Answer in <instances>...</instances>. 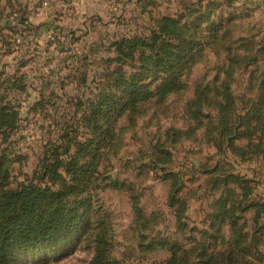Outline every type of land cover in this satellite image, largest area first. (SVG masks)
<instances>
[{
    "label": "rangeland",
    "instance_id": "obj_1",
    "mask_svg": "<svg viewBox=\"0 0 264 264\" xmlns=\"http://www.w3.org/2000/svg\"><path fill=\"white\" fill-rule=\"evenodd\" d=\"M250 2L242 6V1L237 2L223 12L225 16L230 12L233 18L222 22L215 35L202 37L203 48L195 64L184 73L183 90L169 95L164 102L144 103L133 126H127L125 116L119 119L114 142L95 157L93 184L82 195L70 199L90 198L91 216L83 223L87 225L66 233L57 245L41 244L28 250L18 256L14 264H89L94 254L92 233L97 215L107 223L111 264H164L170 251L158 246V240H169L181 246L175 264H197L199 256L205 259L206 247H213L212 239L217 234L214 227L210 228L212 215L209 212L219 194V189L211 190L212 178L222 170L249 178L252 198L264 203L261 153L248 154L245 160H240L229 152L216 154L201 129L192 136L176 134V130L186 132L193 124L185 117L184 109L199 82L214 85L215 81H227L239 109L255 102L251 100H255L259 92L264 72V3L259 1V6L255 7ZM249 6L255 8L246 13ZM179 10L178 0H11L9 5L1 3L0 106L6 105L7 114L9 110L18 113L16 128L10 129L8 125L0 128V154L8 164V187L39 182L36 177L42 152L51 143L60 144L58 130L71 117L73 108L66 100L90 95L100 74L115 65L110 42L142 32L158 15ZM105 64L107 69L102 71ZM230 65L229 72L224 73ZM81 132L82 136L77 135V139L84 141L87 131ZM158 149L169 152L170 159L165 157V162H158ZM215 164H219L217 172L213 171ZM162 168L182 175L185 229L177 228L174 211L168 206L171 180L161 179ZM59 171L65 176L62 168ZM112 180L124 181L137 195L141 218L136 220L132 210L131 191L126 187L106 186ZM253 215V210L244 213L248 223L244 232L250 240L248 243H255L254 247L260 252L251 260L250 247H243L241 259L245 264H264V234H261L264 233V213L258 221L259 227L252 224ZM204 230L213 237H207ZM221 231L226 240L231 237L227 225ZM152 241L153 248L145 247ZM218 249L223 252L221 243Z\"/></svg>",
    "mask_w": 264,
    "mask_h": 264
},
{
    "label": "trees",
    "instance_id": "obj_2",
    "mask_svg": "<svg viewBox=\"0 0 264 264\" xmlns=\"http://www.w3.org/2000/svg\"><path fill=\"white\" fill-rule=\"evenodd\" d=\"M241 1L242 6L249 0H178L179 11L160 14L142 32L110 42L115 65L108 69L104 65L102 71H107L100 74L90 95L66 100L73 108L71 117L58 130L60 144L51 143L42 152L39 176L36 177L39 182L29 181L16 188L8 187V164L0 154V264H14L18 256L38 245H57L66 233L87 225L83 223H87L91 216L90 198L70 199L82 195L93 184L95 157L114 142L119 119L125 116L127 126H133L144 103L150 100L161 103L169 95L183 90L186 85L184 73L195 64L197 54L203 48L202 37L215 35L222 22L233 18L230 12L227 16L223 12ZM259 1L264 3V0H251L250 3L258 7ZM2 2L9 5L11 0H0V5ZM255 7L249 6L246 13ZM23 22L22 19L19 21L20 24ZM230 63H233L231 58ZM231 67L228 66L224 73H228ZM259 83V92L255 100H251L255 102L242 109L236 106V97L224 79L215 81L214 85L197 83L193 97L186 102L184 109L185 117L193 124L186 132L176 130V134L192 136L201 129L205 140L214 146L218 155L229 152L245 160L248 154L261 153L264 159V72ZM9 111L7 114L6 105L0 106V128L7 125L10 129L17 127L18 113ZM81 131H87L85 136L88 137L84 141L77 139V135L82 136ZM156 152L158 162H165V157L170 159L169 152L163 149ZM218 169L219 164H215L213 171ZM161 171V179L171 180L168 206L174 211L177 228L185 229L186 199L181 195L182 175L163 168ZM251 182L240 174L223 170L210 181L211 190L219 189L209 212L212 215L210 228L214 227L217 234L213 237L203 231L207 237H213L215 244L206 247L207 250L203 246L205 259L199 256L197 264H245L241 257L246 246L250 247L251 260L259 255L258 247H254L255 243H248L250 240L244 232L248 225L245 212L254 211L252 224H258V227L264 213V203L252 198ZM106 186L112 189L126 187L131 191L124 181L112 180ZM130 200L137 220L141 218V206L133 190ZM94 219V254L89 264H111L107 223L100 215ZM226 225L231 232L227 240L220 232ZM220 243L222 253L218 249ZM156 244L170 251L164 264L177 262L179 244L169 240H158ZM154 245L152 241L145 247L153 248Z\"/></svg>",
    "mask_w": 264,
    "mask_h": 264
}]
</instances>
